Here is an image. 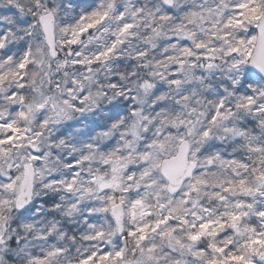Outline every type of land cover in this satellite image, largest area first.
I'll list each match as a JSON object with an SVG mask.
<instances>
[{
	"label": "snow or ice",
	"instance_id": "snow-or-ice-1",
	"mask_svg": "<svg viewBox=\"0 0 264 264\" xmlns=\"http://www.w3.org/2000/svg\"><path fill=\"white\" fill-rule=\"evenodd\" d=\"M0 264H264V0H0Z\"/></svg>",
	"mask_w": 264,
	"mask_h": 264
},
{
	"label": "rangeland",
	"instance_id": "rangeland-1",
	"mask_svg": "<svg viewBox=\"0 0 264 264\" xmlns=\"http://www.w3.org/2000/svg\"><path fill=\"white\" fill-rule=\"evenodd\" d=\"M74 2L80 4L81 6H85L87 4L92 3V0H74ZM79 119L81 121V124L87 123V124L91 125L93 120L99 119V115H97L96 117L89 116L86 120L83 118H79ZM80 126L81 125H78L75 122H69V126L65 129V131H70L71 127H80ZM218 146H220L219 142H218ZM41 202L42 201H36L37 204L41 203ZM13 226H15V225H13Z\"/></svg>",
	"mask_w": 264,
	"mask_h": 264
}]
</instances>
